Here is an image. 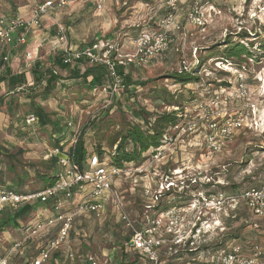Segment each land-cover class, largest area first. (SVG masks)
Here are the masks:
<instances>
[{"label": "rangeland", "instance_id": "374dc122", "mask_svg": "<svg viewBox=\"0 0 264 264\" xmlns=\"http://www.w3.org/2000/svg\"><path fill=\"white\" fill-rule=\"evenodd\" d=\"M25 1L32 6H28L29 12H21L20 15L25 18L31 16L32 8L36 4L43 2ZM166 1L168 0H114L106 2L105 9L98 11L93 5L89 9V3L85 5L75 2L51 10L45 19L48 21L44 18L42 20V25L47 26V29L51 27V32L48 34L49 38L46 36L47 39L42 40L39 56L49 67L53 56L65 48L58 41V29H53V26H57L56 23L65 28L72 24L73 36L70 38L68 35L66 44L71 49L72 39L79 41L80 46L95 40L109 39L121 42L123 54L132 53L135 50L136 37L142 31L159 29V21L169 11ZM178 5L175 17L180 28L169 30L173 40L169 50L162 57L159 56L145 65L132 62L125 66L129 80L124 82L125 85L115 95L103 88L102 92L92 91L82 79L70 80L66 86L59 83L51 93L44 91V82L34 87L23 85L14 91L0 88V92L5 95L4 101L0 103V184L10 183L23 191H38L43 188L44 182L37 177L38 173H53L47 164L50 156L57 146L67 152L75 144L77 134L85 125H89L84 136L88 150L103 148L106 155L108 151L115 149L112 141L118 131L134 120L137 122L134 111L142 108L150 114L173 110L154 99L155 94L162 90L180 95L182 92L187 94L191 89L193 96L196 95L199 99L193 102L197 104L200 101H211L217 91L226 87L220 85L226 80L230 85L226 87L228 91L225 95L231 97L227 106L231 114L236 110L243 114L251 112L254 122L247 128L237 130L233 140L217 155H209L207 147L205 149L204 132L200 130L183 144L175 147L162 145L158 154H149L142 165H126L127 173H122L113 181L115 196L108 200L104 214L98 220L88 219L81 230L77 228L80 241L71 244L76 249H73V261L60 256L45 264H88V257L91 255L98 264H122V244L129 229L126 222L121 220L122 210L127 211L131 219L137 222L146 213V205L152 203L155 192L162 190L161 185L165 186L169 181H174L182 189V184L190 179H197L201 188L195 193L196 196L206 191L202 184L210 183L212 177H221V180L227 177L230 183L227 188L235 184L241 189L264 186V57H260L258 62L249 60L247 64H243L242 67L246 70L243 82L248 87V95L241 98L234 97V89L239 84V70L221 61L225 48L223 41L230 37L236 42L241 41L238 33L252 32V37L244 38L242 42L249 46L253 44L252 50L258 51L259 42H264V0H197L196 4L193 0H179ZM212 5H215V10ZM194 6H199L205 13L203 25L193 21L190 16ZM14 34L15 40L18 35ZM27 41L26 39V43L11 45L7 51L10 58L15 60L12 64H18L19 68H27L25 61L33 63L35 59L34 54L26 55V45L31 43L30 40L29 43ZM208 47L212 49L208 50ZM17 49L18 52L15 53ZM13 52L15 54L12 56ZM198 56L206 58L200 69L199 81L184 86L177 84L170 75L181 69L183 61L193 66ZM219 71L229 75L221 79ZM252 103L258 108L255 113H252ZM35 104L42 105L46 112L59 120L62 128L55 131L51 126H40L37 122L28 123L27 117L33 115ZM201 128L205 129L204 126ZM218 165L222 169L213 173L218 170ZM137 167L145 171L136 172ZM81 199L82 194L78 193L71 200L65 201L62 204L63 213L77 207L76 204ZM186 203L185 200H179L178 205ZM35 204L37 208L38 205H43L37 201L32 204V210L21 219L24 226L37 222L34 214L38 209L34 210ZM241 208L240 212L237 208L227 207L219 215L210 212L203 215L206 220L203 222L204 229L194 237L197 244L195 247L203 246L198 264L217 261L222 253H218L217 249L225 250L231 244L238 243L247 252L254 245H258L264 253V219L253 216L243 206ZM2 214L0 220L5 216V213ZM47 217H54L53 213L47 214ZM207 220L209 224H206ZM38 236L23 241L26 243L22 244L19 253L9 264H27L26 261H30L32 255L37 254L43 245ZM164 237L168 239L167 236ZM18 238V232L13 225H8L5 232H0V258L14 241H20ZM167 245L169 244L166 242L164 248ZM68 246L69 243L62 245L67 249ZM128 261L131 264H148L147 258L139 251H133Z\"/></svg>", "mask_w": 264, "mask_h": 264}, {"label": "built area", "instance_id": "2783aa9c", "mask_svg": "<svg viewBox=\"0 0 264 264\" xmlns=\"http://www.w3.org/2000/svg\"><path fill=\"white\" fill-rule=\"evenodd\" d=\"M91 0H45L39 4H36L31 11V16L25 18L20 14L13 16L0 13V42L9 46L16 43H26L27 35L33 29H39L43 27L42 20L44 17L49 16L51 10L59 9L69 5L71 3L79 2L86 3ZM95 2L97 9L101 10L108 1L114 0H92ZM197 2V0H194ZM179 0H168L166 4L169 7L170 12L164 16L159 22V29L144 30L136 37L135 50L129 54H123L121 52L122 44L120 41L111 40H98L91 44L84 45L80 49L73 50L66 44L67 41V28L65 26L56 23L58 33V41L65 47L63 48L64 62L74 63L76 60L83 57L89 58L92 62L97 64H104L108 67L111 77L113 78V84L111 91L103 88L111 95L117 94L123 86V77L116 72V65L123 64L127 66L129 63L137 62L139 65H145L151 62L153 59L162 56L169 50L172 38H170L169 30L172 28L179 29L176 21L175 12L179 9ZM215 10V5L211 6ZM190 14L193 21L199 25L204 24V12L196 6L192 9ZM19 29H25L26 32L17 39L14 40V33ZM66 45V46H65ZM6 56L4 59H7ZM190 64L183 61L182 67L179 70L188 71ZM239 70L238 87H236V95L234 97L241 98L246 97L248 87L243 82L245 69ZM2 76L0 73V80ZM230 87V86H229ZM228 88H221L220 91L215 93V97L209 102L192 103L191 105L185 104L179 110V121L174 124L170 133L167 135L166 141L163 145L169 144L170 147H175L177 144H183L191 135L196 131L202 130L204 132L205 149L207 147L209 155H217L222 152L224 147L233 140L234 133L241 129L247 128L253 123L251 112L243 114V112L234 111L232 114L228 109V100L230 96H226ZM225 95V96H223ZM173 109L178 110L175 107ZM252 113L257 111L256 104L252 103ZM28 123L36 122V117L28 116ZM204 123V124H203ZM202 126L205 129L201 128ZM162 146V145H161ZM158 147L153 151L157 155ZM206 150V151H207ZM60 152L56 149L53 153ZM63 164L62 171L60 172L59 181L52 187L44 188L38 192L18 193L15 190L0 189V213L5 210V206L13 205L14 207H21L25 203H35V201L58 196L71 200L78 193L82 194V199L77 202V213L95 212L98 217L104 214L107 207V202L110 197L115 196V190L113 188V181L119 177L122 173H127L124 168H116L110 165L109 160H101L98 155H93L89 158V167L86 171H80L78 166L71 163L68 159H61ZM142 165V164H140ZM144 169L137 167L136 172H143ZM145 171V170H144ZM135 172V173H136ZM166 181V180H165ZM164 183V182H163ZM162 183V184H163ZM188 183L197 184V179H190L186 183L182 184L183 188ZM162 186V190H158L152 197V203L146 205L147 211L143 215L148 220L142 226H139L137 222L131 219L128 212L122 210L121 219L126 222L127 227L131 231L132 241L131 245L135 251L141 252L148 260V264H162L160 250L164 248L166 242L168 244L186 245L191 241L194 245L196 240L194 237L198 232L204 229L203 223L205 218L203 215L207 212L215 213L219 215L220 212L226 210L227 207L235 209L241 203H245L251 214L258 218L264 219V186L252 187L251 189L244 190L239 194L232 196L221 195L219 197L208 196L204 192L198 193L185 205H174L169 209L162 211L154 219H148L147 213L157 204V200L160 195L167 192L173 187H181L175 185L174 181L166 183V187ZM77 190H74V189ZM180 189V190H182ZM65 201L59 200L56 207V214L54 217L49 218L46 216L44 221H39L35 228L29 227L26 234L23 237V241L39 235L41 231H44L52 226H55L58 221L60 226L59 231L53 240H50L47 247L41 251L40 255L36 257L32 264H43L50 257L51 254L64 245L69 243V255L73 259L74 251L68 240L69 230L72 228L75 212L63 213L62 204ZM208 221V220H207ZM209 224V221L206 223ZM162 231V234H161ZM165 236L168 237L166 239ZM167 240V241H166ZM23 241H18L13 248L8 252L6 258L0 260V264H7L9 255H11L16 249L20 248ZM227 247V248H226ZM223 249L220 257L217 261L211 264H264L263 250L254 245L250 252H247L242 245L231 244ZM88 263L98 264L94 256L88 257Z\"/></svg>", "mask_w": 264, "mask_h": 264}, {"label": "trees", "instance_id": "16d2710c", "mask_svg": "<svg viewBox=\"0 0 264 264\" xmlns=\"http://www.w3.org/2000/svg\"><path fill=\"white\" fill-rule=\"evenodd\" d=\"M194 3L196 4V2ZM167 12L169 13L170 10ZM168 13H166L165 15H167ZM19 30L22 31L20 32L21 35L26 32L25 29H19ZM237 35L238 37L241 38V41L236 42L232 37L225 39L223 41V44L225 45V48L222 52L223 56L221 57V61L223 63L233 66L235 69H242L243 64H247V61L254 60L255 62H258L260 61L259 59L260 57H264V42L261 41L259 42V49L257 51L259 53L254 52L252 50L251 46H253V44L249 46V44L246 45L242 42L244 38L252 37L250 36L252 35V32H244L241 34L238 33ZM257 37L259 36L257 35ZM9 47H10L9 45L0 42V73L2 76L0 82L3 80H7L9 84V90L14 91L17 90L19 87H22L24 84H26L27 77L24 72H20L18 74L12 73V70L9 65L10 59L7 52L9 50ZM207 49L211 50L212 48L208 47ZM63 55H64L63 52L62 53L60 52L59 54L54 56L53 63L50 65V68H47L44 62L40 60H37L34 63L32 69V75H34L36 84H40L41 82L45 83L44 91H48L49 93H51V90L56 87L58 82L65 79L64 76L58 72L56 65H58V67L62 70L67 71L68 69L69 74H71L70 76L72 78L74 77V78L82 79L84 82H86L87 85L90 86L92 91L95 90L102 91L103 90L102 88L108 89L109 92L111 91L113 78L111 77V73L109 72L108 67L106 65L92 62L87 57L78 59L74 63L66 64L64 62ZM6 56L8 58L4 59ZM205 60L206 58H202L201 56H198L195 64L193 66H190V69L188 71H182V72L177 71L176 73H173L170 76L172 79L175 80L177 84H181L182 86L198 82L200 78L199 77V73L201 71L200 69L204 65ZM83 63H85V68L82 71V69L80 68V64ZM116 72H118L123 77V84L125 81L129 80L128 72H126V67L123 64L119 63L116 65ZM218 74L220 75L221 79H223L224 76L229 75L224 71H219ZM139 84H145V82H139ZM220 85L226 87L230 86L229 82H227L226 80H223V82H221ZM162 91H159L157 94H155L154 99L160 104H163V106L165 107L168 108L175 107L178 110L173 109V110L163 111L160 113L153 112L150 114L145 112L144 109L142 108H139L138 110L134 111L135 112L134 116L135 118H137V122H135L134 120V122L128 123L123 128V130L118 131V133L116 134V136L112 141V147L115 149H113L111 152L108 151L106 154L109 156L110 165L116 168H124L126 167V165L131 163L142 164L143 162H145L149 154H151L155 149H157L158 147H160L165 143L167 135L170 133L171 127L179 121L178 120L179 110L186 103H193L199 100L195 97L196 95L193 96L194 92L191 89L188 90L187 94L182 92L180 93V95L171 93L168 90L164 92ZM2 101L3 98H0V103H2ZM33 114L34 117H36L37 124H39L40 126H51L52 128H54L55 131H59L62 128L61 126L62 124L60 123V121L54 119L48 112L45 111L44 107H42L40 104H35L33 106ZM88 128L89 125H85L82 131L77 134V138H76L77 140L75 144L72 145L67 152H64L62 147L59 146L56 147V149H59L60 152H63L67 156H69V161L71 163H74L76 166H78L80 171H86V169H88L89 158L94 154L98 155L101 160H104L106 157L105 155L106 152L103 150V148L101 149L94 148L91 151L88 150L86 146V140L84 139L85 133ZM236 132L234 133V137L237 134ZM50 157L51 159L48 160L47 164H48V168L52 170L53 173L52 174L38 173L37 176L44 182V187L41 189L54 186V184H56L59 181L60 172L62 171L63 168V164L61 162L62 158L57 156L56 153H53ZM218 167H220V165H218L217 168ZM221 169L222 168H218V170L213 171V173ZM220 180L221 177L219 178L217 177V179L212 177L210 183H203L202 185L206 187L205 188L206 191L204 193L208 196H215V197H219L221 195L232 196L235 194H239L244 190L252 188L251 187L247 189L245 188L241 189L240 186L237 184L231 185L230 188H227L228 186H230L227 177L226 178L224 177L223 180L221 181ZM199 183L197 184L188 183L187 186H185V188L182 190L178 189V187H173L169 189L167 192L160 195L156 202L157 204H155L153 208L147 213L148 219L152 220L162 211L169 209L171 206L178 205L179 200L180 201L185 200V203L190 201V199H192L195 196V193L201 188ZM5 188L10 190H15L18 193L38 192L39 190H41L38 189V191H23V190H18L15 186H13L10 183L0 184V189H5ZM74 190L77 189L75 188ZM66 199L67 198L62 197V195L59 194L58 196H54L46 199V201L44 202L38 200L37 203H43V205H41V208L44 210H48V213L49 212L53 213V216H55L56 207H57L56 205L58 201L59 200L65 201ZM32 204L33 203H25L19 208L14 207L13 205L5 206L6 207L5 210L0 213V215L2 213L3 214L5 213V216L2 217L0 220V232H5L6 227L8 225H14V226L22 225L21 228L22 229L24 228V235H25L29 227L35 228L39 221H44L47 214L40 215L37 219V222L32 223L30 225L24 226L23 223H21L22 217L32 210L33 208ZM241 206H243V208H245L246 211L250 212L247 206L245 205V203H241L236 207L238 211L242 209ZM71 212L77 213L78 207L71 208L69 213ZM42 213L44 212L42 211ZM91 218L96 220L99 219L97 214L91 211L88 213H77L74 216V219L72 221L73 225L72 228L69 230V234H68V240L71 242L70 245L72 243L75 244V241L79 243L80 233L77 230V228L78 229L82 228V225H84L85 222L87 223L88 219ZM147 221L148 220L145 218V215L142 214V217L138 218L137 224L139 226H142L145 223H147ZM59 228H60L59 225H55L40 232L42 234L41 235L39 233L41 236L37 235L38 239L39 238L42 239L43 245L40 247L39 252L35 255V258L38 257L41 251L47 247L49 241L55 238V236L59 231ZM124 236H125V241L122 244V249H123L122 253L124 260L122 261V264L130 263L128 261V258L132 254V252L135 251L133 249V246L131 245V241L133 238L131 236V231L129 229H128V233L125 234ZM34 237H30L29 240L34 239ZM20 241H23V238H21ZM15 244L9 247L7 252L2 256V258H0V260L6 258L8 252L13 248ZM195 245L197 244L195 243L194 246H192L191 241L187 242L186 245H176L173 243L167 245L166 248L164 249L162 248L160 250L162 264H198L197 260L199 259V256L202 255L200 249L203 246L195 247ZM19 249L20 248L16 249L11 255H9L7 264H9V262L16 257V255L20 251ZM223 249L222 250L217 249V252L220 253L223 251ZM60 256H65L66 260L73 261V259L69 255V250L67 248H63L62 246L56 249L51 254V257L47 261L52 260L54 257L57 259ZM35 258L31 259L30 261L27 260L26 263L32 264ZM211 263L210 261L204 262V264H211Z\"/></svg>", "mask_w": 264, "mask_h": 264}, {"label": "crops", "instance_id": "0c3cea01", "mask_svg": "<svg viewBox=\"0 0 264 264\" xmlns=\"http://www.w3.org/2000/svg\"><path fill=\"white\" fill-rule=\"evenodd\" d=\"M44 1V0H43ZM86 3H89V4H87V6L89 7V9L90 8H92L91 7V5H93V7H95V10H99V9H97V7L95 6V2H93V1H88V2H86ZM86 3H83V4H85L86 5ZM106 4V3H105ZM28 6H30V7H32L31 6V4L30 3H26V1L25 0H0V13H2V14H5V15H9V16H13V15H16V14H22V13H27V11L29 12V10H27V8H28ZM82 6H84V5H82ZM104 7H106L105 5H104ZM105 9V8H104ZM22 12V13H21ZM46 19V17H44V20ZM46 21V20H45ZM48 21V20H47ZM46 21V22H47ZM48 24V23H47ZM47 26H43V27H41V28H39L40 29V31H39V29H33L32 31H30L29 33H28V35H27V40L29 41L30 40V42L31 43H29L28 41V43H29V45H26L27 46V48H26V51H27V54L26 55H28L29 53H31V54H34V62L32 63V62H30V61H25L26 62V67L27 68H19L18 67V64H12L15 60H13V59H11L10 58V54L8 53V56H9V59L11 60V62L9 63V65H10V68H11V70H12V73L13 74H18V73H20V72H24L25 73V75H26V77H27V81H26V84H24V85H32L33 87L34 86H37L36 85V83H35V79H34V75H32V69H33V66H34V63L37 61V60H40V61H42L41 60V58H40V56H39V51H40V46L42 45L41 43H43L42 42V40L43 41H45V39H47L46 38V36L49 38V35L48 34H50V32H51V27L49 28V29H47L46 28ZM53 29H57V27L56 26H53ZM67 31H68V35H70V38H72V31H73V28H72V24H70V25H68L67 26ZM20 32H22L21 30H17V32H16V35H21L20 34ZM15 35V34H14ZM51 37H53L52 35H51ZM100 40H104V39H100ZM175 40H176V38H175ZM96 41H98V40H95L94 42H96ZM81 42V41H80ZM27 43V44H28ZM91 43H93V42H90V44ZM89 44V43H88ZM84 45H87L86 43H84V44H82L81 46L79 45V41H75L74 39H72V47H73V49H80V48H82ZM15 53H17L18 52V49L17 50H15L14 51ZM13 52V54H12V56L15 54ZM60 52H58L57 54H59ZM62 53V52H61ZM57 54H55L54 56H56ZM53 56V57H54ZM17 57L15 56V59H16ZM27 62H30V63H27ZM53 62H51V64H52ZM88 63H90V62H88ZM88 63H87V65H88ZM45 64V63H44ZM50 64V65H51ZM46 66V65H45ZM57 67V69H58V72L60 73V74H62L63 76H64V80H61L60 82H58V84L60 83V85L61 86H63V85H65L66 86V84H68L69 83V81L71 80V81H79V80H81V79H78V78H72L70 75L71 74H69V71H68V69H67V71L66 70H62V69H60L59 67H58V65H56ZM47 67V66H46ZM47 68H50V66L49 67H47ZM80 68L82 69H84L85 68V63H83V64H80ZM83 69H82V71H83ZM63 72L65 73V74H63ZM67 74V75H66ZM65 83V84H64ZM64 86V87H65ZM0 88H1V90L3 89H6L7 88V90H9V84H8V81L7 80H3V81H1L0 82ZM102 92V91H101ZM0 94H2V98H4V96L5 95H3V93L2 92H0ZM3 101H4V99H3ZM42 106V105H41ZM31 116V115H30ZM33 116H34V114H33ZM105 159H107V160H109V156H106L105 157ZM36 205V204H35ZM41 205H38V207L39 208H37V205H36V208L34 209V210H36V209H38V210H36L35 211V216L37 217V219H38V217L40 216V215H44V214H49L48 213V210H44V209H42L41 207H40ZM42 211L44 212V213H42ZM42 213V214H41ZM14 226V225H13ZM21 226L22 225H18V226H14V227H16V231L18 232V235H19V240L21 239V238H23V235H24V228L22 229L21 228ZM15 242L16 241H14L11 245H13V244H15ZM10 245V246H11ZM9 246V247H10ZM9 247H8V249H9ZM7 252V248H6V251H5V253ZM39 252V251H38ZM4 253V254H5ZM32 255V254H31ZM35 255L36 254H33L32 255V259L33 258H35ZM23 257H25L24 255H23ZM88 264H90V263H88Z\"/></svg>", "mask_w": 264, "mask_h": 264}, {"label": "water", "instance_id": "95a60500", "mask_svg": "<svg viewBox=\"0 0 264 264\" xmlns=\"http://www.w3.org/2000/svg\"><path fill=\"white\" fill-rule=\"evenodd\" d=\"M57 156H59L60 158H62V159H68L69 158V156H67L65 153H63V152H59V153H57L56 154Z\"/></svg>", "mask_w": 264, "mask_h": 264}]
</instances>
